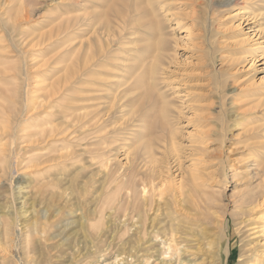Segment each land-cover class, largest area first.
<instances>
[{
	"label": "bare ground",
	"instance_id": "obj_1",
	"mask_svg": "<svg viewBox=\"0 0 264 264\" xmlns=\"http://www.w3.org/2000/svg\"><path fill=\"white\" fill-rule=\"evenodd\" d=\"M20 1L4 0L12 10L0 15V57L19 59L0 64V80L26 79L0 82L2 264H51L44 249L58 237L84 239L57 256L59 264H229L223 234L209 239L208 228L196 225L216 219L228 228L229 215L241 238L238 264H264V77L250 83L238 73L247 54L248 71H264V42L257 43L264 0H60L55 28L37 36L23 25L39 3ZM219 8L236 13L221 20ZM238 17L263 28L250 36L236 31L243 23L226 27ZM182 27L187 34L177 39ZM54 30L76 31L74 49L37 60ZM178 43L197 62L175 63ZM230 85L237 89L228 92ZM239 110L233 127L251 142L244 149L254 157V182L234 213L221 212L210 190L213 166L203 157L213 138L225 147L228 113ZM184 111L193 126L187 166ZM247 114L262 118L244 126L237 119ZM20 171L28 183L18 187L19 206L2 187L15 192Z\"/></svg>",
	"mask_w": 264,
	"mask_h": 264
},
{
	"label": "rangeland",
	"instance_id": "obj_2",
	"mask_svg": "<svg viewBox=\"0 0 264 264\" xmlns=\"http://www.w3.org/2000/svg\"><path fill=\"white\" fill-rule=\"evenodd\" d=\"M28 1H33V0H28ZM220 1L221 0H216L217 3H220ZM20 2H21L20 0H16V2H15L16 5H14V4L13 5L14 6L20 5ZM37 2L39 3L36 6L37 7V14L35 16H33L28 22H26L23 25V28L26 29L28 32H30L32 34V36H37V35H40L41 33H44V32L49 34L48 31H50V29L52 31V29L55 28V22L56 21H54V18L63 10V4L60 3L61 2L60 0H37ZM5 7L6 6L4 5V0H0V15H4L3 10L4 11L6 10L7 12L8 11L11 12L12 5L9 8H7V7L5 8ZM17 7H15V9ZM57 7H58V9H57ZM26 8H28V6ZM241 8H242V6H241ZM224 10L225 9L221 10L219 8L217 11V12H219V14H216L217 15L216 18L220 16L221 18L220 17L219 18L221 20H225L226 17H228L229 15L232 16L234 13H236L235 12L236 9L235 10L232 9L233 13L227 15L226 13H222ZM224 12H229V11H224ZM221 14H224L223 18H222ZM225 22H229L226 27H230V26H232L233 23H235V26H237L239 23H243L244 21L238 17V18H235L233 20L228 19ZM252 22H254V23H252ZM219 23L220 22H218V24ZM251 25L248 26V25H246V23H243V29L241 28L240 30H236V31L244 30L245 34L248 33L250 36H253V33H257L256 32L257 30L261 31L263 28V26L261 25V22H259V20L251 21ZM217 26H219V25H217ZM185 27H182L180 30L178 29L176 31L175 34L177 36V39L183 38V36H186L187 31H186ZM249 27H252V28L250 29ZM54 33H55V35H53L54 37L51 40V41H53L52 47L50 48V50L49 49L48 50L47 49H42V50L40 49L41 53L37 52L35 55V56H37V55L40 56L39 58H37V60L40 59L39 61H41L42 59L45 60L47 58L50 59L52 57H58L59 54L65 50V47H67L68 51L74 49V46L76 45L77 41H72V38L77 36L76 31L73 30V31L67 32L64 35L63 34L58 35V33H56V30H54ZM239 38L240 37H236L235 39L237 40ZM255 39H258V37H255ZM258 42H264V33L261 35V39L259 41H257V43ZM253 43H256V42H253ZM37 49H39V48H37ZM176 53H177V57H176L175 63H178L181 66L186 65L185 63L187 61H191V59H193L191 56L192 55L191 50L188 49L187 46L185 47V45L183 43H178V46L176 48ZM237 56H239V55H237ZM1 57H0V64L2 62H5L4 61L5 59H6V62L8 63L7 65H11V63L13 65L19 64V62H18L19 59L16 57H8V58H6V57L1 58ZM65 58H66L65 56L64 57L60 56L61 60H64ZM76 58H77V52H75L72 56L68 57L69 60H75ZM251 59H252V55L247 54V62L238 66V68H241L238 73H240L242 75L247 74L246 78L248 77L247 80H249V79L251 80L250 83H252L254 80H259L260 77H264V71H260L259 73H257L258 75H256L255 77L253 75V69H250L248 71V69L251 65L249 63V61ZM193 60H195V62H197L196 59H193ZM14 62H16V63L14 64ZM263 62H264V60L261 61L260 63H263ZM175 65L176 64H174L173 68H175ZM221 68H222V66H221V63L218 59L217 63H216V69L220 70ZM259 68H264V64H261L259 66ZM202 75L205 76L206 73H202ZM12 77H14V75H10L7 78H1L2 80H0V82L19 83L22 80L26 81L25 77H20L21 79H19L18 77H16V78L15 77L12 78ZM201 82L204 85L211 84L210 80L201 81ZM28 89H30V87H28L27 90ZM236 89H237L236 86H233V85H230L227 87L228 92H233V90H236ZM28 91H30V90H28ZM182 94H184V93H182ZM231 96L232 95H229V97H231ZM213 102H215V100H213ZM236 103L238 104L239 102H236ZM244 109H242V110H244ZM242 110L228 113V116L230 118L229 123L230 122H232V123H230V128H229L228 133H227L228 137L226 140L225 147H223V148L221 147L222 143H221L220 139H214L213 138V140L207 144L208 150L206 151L205 156L203 157L204 159L211 161V164L213 166L211 168V172L214 174L215 179L212 182L213 187H211L210 190L215 192V194L217 192V194L215 195V198L216 197L217 198L215 200L217 201L219 210L221 212L227 211V212L231 213V211H232V213H234V211H235L233 208L234 203L239 200L241 193L245 189L248 188V186L250 185V182H254V180L250 179V176L253 175V173L255 172V169H254L255 164H254V162H252L254 157H253V155H248L246 149H244V146L250 144L251 142L246 141L245 136H235L237 134H240L241 132H240L239 127H233V124H234L233 119L235 120L237 112H241ZM212 111L214 114L219 112V110L215 106H214ZM184 112L185 113L182 116V120L180 119V121H179V127H180L181 132H182V134H180V138H181L182 151L184 152V154L182 156H183V159H185V161L183 163H185V165L187 166V165H189V160H190V157H189L190 154L188 153L189 152V145H190V142H192V138L190 136L191 133H189V132L193 130V126L187 125L188 123L189 124L191 123V121L187 120V118H189L191 116H190L189 112H187V111H184ZM259 115H261V114H259ZM259 115L257 116L255 114H253V115L247 114L244 117H239L237 120H239L240 122H243V125L245 126V125L250 124V123L258 122L262 118ZM248 116H250L249 119L244 120V118H246ZM209 129L214 130V129H218V127L216 125H214V126L212 125L211 127H209ZM238 141L239 142L243 141L244 143L238 144L239 143ZM15 181H16V184L14 185L15 192L9 191V189L7 188L8 186H6V185L3 186L2 188L3 189L6 188V191L8 192L7 197L10 200V204L18 203V205H19V203L22 200L18 199L20 196L18 187L20 185L26 186V184L28 183V179H27V177H24L23 173L20 171L19 176H17L15 178ZM17 182H20V184H17ZM22 193L23 194L28 193V189L23 190ZM42 195H46V193H43ZM6 199L7 198H5L3 200L0 199V203L4 205V202L6 201ZM233 217L234 216H232V215L228 216V228L226 226H224L223 224L219 223L218 221H216V219L213 220L212 222L204 221V223L207 225H202V222L196 221V225L208 228V231H210V233H207V236L210 237L209 239H213L216 236L223 234V236L225 237V243L230 244L229 264H238L239 263L240 248H241V246H240L241 245V243H240L241 238L236 233V227H234L235 226L234 225L235 218H233ZM188 225L195 227L194 225H190V224H188ZM61 238L62 237H58L56 239L49 240L46 243L47 245L44 249V252L48 258H52L51 264H59L63 261L62 257H57V256H60L62 253H64L65 249L67 251V252L66 251L65 252L68 253L71 250V248H74L75 246H78V245L81 247L83 246V244H82V242H84L83 238L79 239L78 242L77 241L73 242L75 238H72V237H70L65 242L63 241L64 239H61ZM233 241H235V242H233ZM62 242H63V244L60 245ZM0 264H2V260H0Z\"/></svg>",
	"mask_w": 264,
	"mask_h": 264
}]
</instances>
